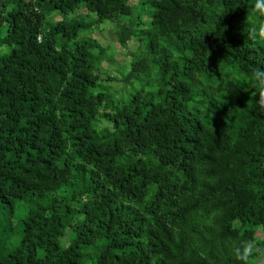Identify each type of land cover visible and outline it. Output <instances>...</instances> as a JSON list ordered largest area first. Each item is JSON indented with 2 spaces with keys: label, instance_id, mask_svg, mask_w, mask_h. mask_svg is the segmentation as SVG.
<instances>
[{
  "label": "trees",
  "instance_id": "1",
  "mask_svg": "<svg viewBox=\"0 0 264 264\" xmlns=\"http://www.w3.org/2000/svg\"><path fill=\"white\" fill-rule=\"evenodd\" d=\"M255 3L2 1L0 264H264ZM105 23L140 42L115 91Z\"/></svg>",
  "mask_w": 264,
  "mask_h": 264
},
{
  "label": "rangeland",
  "instance_id": "2",
  "mask_svg": "<svg viewBox=\"0 0 264 264\" xmlns=\"http://www.w3.org/2000/svg\"><path fill=\"white\" fill-rule=\"evenodd\" d=\"M2 1L8 0H0V6L2 5ZM10 8V7H9ZM8 9V8H7ZM85 14V12L83 13ZM56 16L55 18H57ZM7 34V25H4L2 28L1 36L4 37ZM91 38L100 43L101 46L108 49V54L113 57L111 63L109 61L104 62V66L102 68V72L107 75L118 79L116 82L109 83L111 87H113V91L117 88H121L123 86L121 82V76L124 72L128 71L129 64L131 62L132 56L131 54L138 50L140 47L139 40H133L128 44V47H122L118 43L117 34L113 31L110 23H105L102 25L101 29L97 32L91 34ZM10 49L8 46H0V53L6 54ZM136 89L141 88L140 81H136L134 84ZM101 127H106L112 129V124L102 121ZM27 210V207L24 204L18 205L15 208V217L16 220H19L23 216V212ZM254 250V245H251V251ZM259 259V257H258ZM260 261V260H259ZM261 263V262H260Z\"/></svg>",
  "mask_w": 264,
  "mask_h": 264
},
{
  "label": "clouds",
  "instance_id": "3",
  "mask_svg": "<svg viewBox=\"0 0 264 264\" xmlns=\"http://www.w3.org/2000/svg\"><path fill=\"white\" fill-rule=\"evenodd\" d=\"M255 9L261 14L264 15V0H256ZM259 31L264 34V24H262L259 28ZM262 95H264V90H262ZM251 251V245L246 246L243 249L245 254V258L247 257V253Z\"/></svg>",
  "mask_w": 264,
  "mask_h": 264
}]
</instances>
